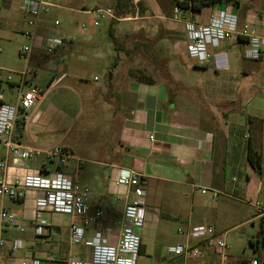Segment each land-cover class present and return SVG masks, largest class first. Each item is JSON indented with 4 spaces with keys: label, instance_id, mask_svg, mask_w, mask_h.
Wrapping results in <instances>:
<instances>
[{
    "label": "crops",
    "instance_id": "1",
    "mask_svg": "<svg viewBox=\"0 0 264 264\" xmlns=\"http://www.w3.org/2000/svg\"><path fill=\"white\" fill-rule=\"evenodd\" d=\"M7 2L19 5L20 0ZM81 7L87 13L96 8L85 3ZM153 9V14L114 22L109 40L101 29L89 35H52L61 41L53 53L45 50L50 30L40 24L30 56L23 55L20 48L26 65L16 69L0 66L5 80L13 76L12 82L6 80L3 85L4 100L18 103L22 71L27 77L31 72L36 79L39 69L49 70L47 86L35 84L43 96L28 121L18 123L17 137L26 144H60L75 156L62 170L92 189L90 203L92 208L104 209L103 226L110 243L119 242V220L126 195H130V188L117 180L135 170L147 184L149 205L147 224L140 230L138 264H162V253L168 264H180L173 263L176 257L183 258L184 264H221L217 241L226 239L238 225H226L223 220L226 213L239 214L241 208L235 200L260 203L255 217L264 220V55L247 57L248 41L232 38L207 44L209 56L201 60L188 51L186 24H205L226 10L238 16L241 26L256 25L264 37V0L219 2L200 13L181 10L171 2L154 4ZM29 28L24 25L19 31L24 35ZM135 33L136 60L129 49L111 43L114 38ZM136 70H144L152 80L131 74ZM32 85L29 80L26 87ZM68 90L75 92V103L64 98ZM250 141L261 153V171L248 159ZM3 157L0 148V159ZM78 159L84 161L79 168ZM29 165L31 169L48 167L45 156ZM27 172L11 166L7 174L15 180ZM213 191L219 196L213 197ZM41 194L31 189L25 199L0 196V209L14 211L27 220L22 232L12 226L0 228V236L8 239L0 264H33L34 257L40 264H70L73 257L90 260L92 249L86 240L94 239V228H88L82 242H71V224L79 218L48 213L45 234L36 235L32 219L35 199ZM116 195L123 198L116 199ZM174 221L181 239L171 233ZM197 224L214 225L216 236L198 241L179 233V228L187 230ZM13 238L23 243L15 253L11 250ZM185 242L198 246L199 255H168L170 245ZM148 250L153 251L149 263L142 261ZM228 255L226 264H249L255 258L264 263L259 252L251 258L238 257L229 249Z\"/></svg>",
    "mask_w": 264,
    "mask_h": 264
},
{
    "label": "built area",
    "instance_id": "2",
    "mask_svg": "<svg viewBox=\"0 0 264 264\" xmlns=\"http://www.w3.org/2000/svg\"><path fill=\"white\" fill-rule=\"evenodd\" d=\"M49 5L51 3L48 0H21V9L28 16L27 22L30 27L24 32V36L30 43L24 44L21 48V52L25 56L29 57L32 52L42 12L48 10ZM91 12L95 15L96 24L108 18L126 19L124 15H118L111 7L95 8ZM55 23L59 24L60 22L56 20ZM84 29L86 28L84 27ZM186 29L189 39L188 51L192 56L199 57L201 60H205L209 56L207 44L232 38H242L248 41L247 57L257 59L264 55V37L259 35L257 26L251 23L241 26L238 16L226 10H221L218 15L210 17L205 24L189 21L186 24ZM60 43L61 41L56 37H50L45 44L46 52L53 53ZM6 80L12 82L13 76L8 75ZM6 80L0 73V148L4 151V157L0 159V196L25 199L31 189L42 192L35 199L32 219L35 233L38 236L45 234L49 226L47 214L51 212L69 214L79 218L71 224V242L73 244L82 242L88 228H94V239L86 240V244L92 249V258L80 261L73 257L70 264H138L142 245L140 230L147 224L149 209L147 184L144 178L135 170H130L119 176L117 182L129 187L130 195H126L127 204L119 220L122 227L119 242L115 245L111 244L106 236L107 228L103 226L104 209L100 206L95 208L91 206L92 189L80 184L79 181L62 170L75 156L60 144L50 146L26 144L17 137L18 123L28 121L31 110L43 96L42 89L37 85L27 88L29 81L27 73L22 71L18 82V103H7L4 100L3 90ZM40 156H45L48 167L31 169L29 162ZM83 162V159H78V168ZM11 166L22 167L28 172L21 178L10 180L7 171ZM202 192L206 193L207 189L203 188ZM218 196L219 193L213 191V197ZM115 198L123 197L116 195ZM26 225L27 220L16 212L6 208L0 209V228L12 226L22 232ZM179 233L186 235L188 239L203 241L216 236V228L212 224H197L187 230L179 228ZM7 242L6 237L0 236V253ZM10 242L13 253L23 246L22 241L18 238H13ZM230 247L231 245L225 238H220L217 241L221 264L227 263ZM167 253L170 257L176 255L195 257L199 255L200 249L196 245L185 242L169 246ZM33 264H40V259L34 257ZM249 264H260V262L255 258Z\"/></svg>",
    "mask_w": 264,
    "mask_h": 264
},
{
    "label": "rangeland",
    "instance_id": "3",
    "mask_svg": "<svg viewBox=\"0 0 264 264\" xmlns=\"http://www.w3.org/2000/svg\"><path fill=\"white\" fill-rule=\"evenodd\" d=\"M51 5L48 6V10H44L41 15L40 24L46 25L49 28L50 35L47 40L51 37L56 36L59 33H70L75 35H89L94 30L101 29V33L106 39H110L109 28L111 22H117L118 19L108 18L102 20L99 24L95 23V15L87 12H83L81 7L83 3L89 7L94 6L96 8L111 7L117 12V0H48ZM129 10L122 14L126 18H137L141 14H153L154 4L167 5L170 0H129ZM95 9V8H94ZM118 14V12H117ZM121 15V14H118ZM27 15L21 9V0L19 5L16 3H8L7 0H0V66L6 68L16 69L26 65L27 59L21 57L20 48L24 44L30 43L29 40L20 33L19 27L28 25ZM59 20V24L55 21ZM135 21V20H134ZM86 28V30L84 29ZM116 31L114 30V33ZM54 35V36H52ZM138 34H130L125 37H121L115 41H111L114 47H120L129 49L132 52V57L136 60L137 49L136 39ZM136 66V63H135ZM50 71L46 69H39L38 77L34 79L32 73H28V80H31L34 85L47 86L49 81ZM32 76V78H31ZM30 78V79H29ZM65 93V92H63ZM72 102H76V94L74 91L68 90L66 96ZM86 114L84 115V117ZM75 131V129H74ZM74 173V169L72 170ZM81 183V182H80ZM82 184V183H81ZM236 204L239 205V214L232 215L226 213L223 216V220L226 225L238 224L232 232L228 234L226 240L231 245L230 252L234 256L238 257H252L261 253L264 258V233L261 232L264 229V220L262 217H255L258 215V211L261 209V204L255 202L250 204L240 200H235ZM239 211V209H238ZM178 224L174 221L171 223V233L174 237L181 239L177 233ZM178 241V240H177ZM171 246V245H170ZM155 245L152 244V248ZM257 248V249H256ZM159 250V251H158ZM156 250L161 251V248ZM152 250H148L142 261L151 262L150 254ZM162 264H168V258L162 253ZM173 263L184 264L183 258L176 257ZM172 264V263H171ZM264 264V263H261Z\"/></svg>",
    "mask_w": 264,
    "mask_h": 264
},
{
    "label": "trees",
    "instance_id": "4",
    "mask_svg": "<svg viewBox=\"0 0 264 264\" xmlns=\"http://www.w3.org/2000/svg\"><path fill=\"white\" fill-rule=\"evenodd\" d=\"M173 5L178 6L181 10H191L195 13H200L204 7L215 5L219 2H229L232 4H239V0H170ZM129 0H117V12L118 14H124L129 10ZM114 22H111V25ZM111 29V28H110ZM110 35L113 37V33L111 30L109 31ZM115 39V38H114ZM116 40V39H115ZM131 74L137 76L142 80H152L151 77L144 70H136L131 71ZM113 76V70L111 69L109 72L110 79ZM150 77V78H149ZM248 159L251 163V166L257 171H261V153L260 151L253 145L252 141L249 143L248 148ZM264 233V229L261 230ZM264 235V234H263Z\"/></svg>",
    "mask_w": 264,
    "mask_h": 264
}]
</instances>
